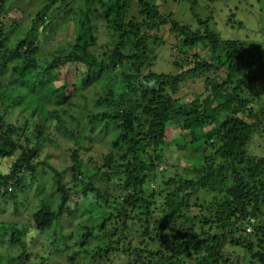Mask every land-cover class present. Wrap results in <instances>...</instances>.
<instances>
[{"label":"trees","instance_id":"obj_1","mask_svg":"<svg viewBox=\"0 0 264 264\" xmlns=\"http://www.w3.org/2000/svg\"><path fill=\"white\" fill-rule=\"evenodd\" d=\"M15 1L0 0V160L10 162L0 172V209L31 208L32 227L48 240L52 233L56 247L51 257L34 254L26 226L2 222L3 243L19 252L0 253V264H48L55 256L66 259L57 264H78L81 253L93 264L113 257L118 264H264V154L250 151L249 143L264 134V44L224 40L213 16L203 19L196 10L200 0H179L189 5L188 24L156 0H99L111 42L93 51L95 0L75 9L74 0H30L22 19L13 14ZM237 15L228 24L244 28ZM70 23V40L60 45L56 37ZM166 26L186 56L176 73L149 69ZM43 45L53 50L40 58ZM195 49L207 58L190 55ZM70 64L77 70L72 79L62 71ZM195 80L203 89L188 98L182 86ZM90 87L99 95L92 97L95 107L85 104L79 117L73 110L87 102ZM16 110L29 112L23 125L7 122ZM97 128L112 139L100 160L85 161L80 144L83 138L96 143ZM55 135L77 145L69 150L68 181L43 157ZM169 143L199 156L183 172L168 167ZM74 197L98 212L95 224H80L79 248L64 243L62 227Z\"/></svg>","mask_w":264,"mask_h":264},{"label":"rangeland","instance_id":"obj_2","mask_svg":"<svg viewBox=\"0 0 264 264\" xmlns=\"http://www.w3.org/2000/svg\"><path fill=\"white\" fill-rule=\"evenodd\" d=\"M42 1V0H41ZM73 3L70 4L71 9H75L79 6V3H85L84 0H74ZM157 4H159L160 9L165 11L166 14L172 12L174 17L179 20L182 24H188L193 22V18L189 12L188 3L179 0H156ZM17 9L19 11L17 13L13 12V14H18V17L21 19L25 16L24 11L28 14L32 9L28 8V4L31 3L30 0H19L15 1ZM33 3L32 5L36 4ZM199 4L196 7V10L199 14H201L202 18L205 19L209 16H213V22L217 24V30L220 31L221 37L224 40L238 39V40H255L258 43L264 44V3H260L259 0H200ZM92 6L95 7L98 12L95 13L93 21L94 27L96 31V45L92 48V50L101 51V49H106L107 42H111V35L109 34V29L107 27L103 7L101 6L99 0H95L92 2ZM37 7V6H36ZM263 10V11H262ZM235 12L238 14L235 16V20H241L242 23L245 24L244 28L235 27L229 25L227 22V17ZM59 16V15H58ZM62 16V15H61ZM13 19H10L9 23H12ZM72 28V24L64 27L61 36L57 35L56 40H59L60 45H65L69 38V33ZM9 32L14 33V28L11 27ZM246 36H249L246 39ZM158 37L160 38V42L158 45L154 46L155 52L151 55L149 60L150 65L149 69L163 72V73H176L183 66L180 65L183 63V59L186 57L181 53L179 44L175 38L174 33L171 31V26L163 27L162 31L158 33ZM58 44V43H57ZM165 44V46H164ZM53 45H43L42 52L39 54L40 58L45 55V53L49 52L52 49ZM103 51V50H102ZM198 53L201 57H206L205 52L202 50L195 49L190 52V55L193 53ZM148 62V63H149ZM66 75H69V78H75L77 75L76 65L70 64L67 65L62 70ZM119 77V76H116ZM63 79V78H62ZM58 81V85L62 84L63 80ZM72 84V83H71ZM71 84L69 87L72 89ZM90 86L93 85V82L89 83ZM202 83L200 81H188L184 86H182L181 93L186 95L188 98L195 93L202 91L201 88ZM198 91V92H197ZM84 93L89 97L87 102L80 101V107L75 108L73 111H77V116L85 115V104H88L90 108L95 107L92 101V97L98 98V94L93 92V88H87L84 90ZM95 101V100H94ZM24 103H22L23 105ZM26 105V104H24ZM23 105V106H24ZM105 109L104 106H101ZM103 110V109H102ZM44 112H40L38 114L43 115ZM29 115V112L20 113L19 110L9 113L7 116V122L11 124H15L17 126L23 125L26 120L25 117ZM38 115L32 116L31 121L36 120ZM99 134L96 137L97 142L94 144H86V139L83 138L81 145V155L85 159V161L90 157H95L97 160H100L101 153L109 146V143L112 139V136L105 135L104 131H100L99 128L95 130L94 134ZM175 133H170L168 136V140L171 141ZM57 138V135H55ZM178 138V136H177ZM73 139L69 136H59L57 141L54 144L48 145L43 153V157L51 161V163L60 169L61 172L65 174V179L70 180V158H69V150L72 147H75L73 143ZM250 143V151H255L257 154H264V134L260 131L259 133H255ZM180 144L169 143L164 148V154L166 159V165L168 167H175L177 170L182 172L185 170V167L190 165V162L193 158H198L199 154H195L192 151V148L188 147L187 150H180L178 147ZM84 146H88V150H85ZM90 148V149H89ZM85 150V151H84ZM11 161V160H10ZM10 162L8 160H0V172H4L9 167ZM165 167L164 164L160 166V169ZM86 173L92 178V180L101 187H105L104 182H100L99 174L94 175V169L92 167H88L86 169ZM173 170H169L168 175H174ZM32 197V194L30 195ZM53 196V195H52ZM55 196V195H54ZM56 197V196H55ZM57 198V197H56ZM76 203L71 205V209L69 212L72 213L71 216L63 222V234H64V243L68 246H74L79 248V242L81 241L82 230L80 224H95L96 216L98 212L94 209L90 208L89 204L86 200L82 198L74 197ZM3 209H0V223L4 222L7 224L13 223L18 226H26L27 235L25 239L27 240V244L32 248V252L46 254V256L50 255V252L55 249V245L52 243L53 234H50V240L46 239V232L40 231L37 232L32 227V209L28 206L19 208V211H15L13 203L5 204ZM74 221V223H71ZM97 233V230H96ZM72 234V235H71ZM8 240L6 237L0 235V253L5 256H17L19 250L17 249H9L7 244H4L3 241ZM97 245V240L92 241V243L88 246L89 249L91 247L95 248ZM71 254V252H70ZM65 255H67L65 253ZM51 257V255H50ZM62 259H65L61 257ZM59 256H55L54 259L50 260L48 264H51V261L57 264V262H63ZM66 260V259H65ZM35 262L39 263V258L35 260ZM78 264H93L91 262L90 257H86L84 253H81L77 257ZM66 264V263H65ZM110 264H118V258L113 257V260Z\"/></svg>","mask_w":264,"mask_h":264}]
</instances>
